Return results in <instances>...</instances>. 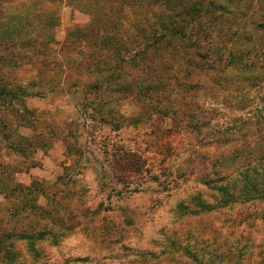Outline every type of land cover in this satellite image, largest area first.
<instances>
[{"label":"rangeland","instance_id":"obj_1","mask_svg":"<svg viewBox=\"0 0 264 264\" xmlns=\"http://www.w3.org/2000/svg\"><path fill=\"white\" fill-rule=\"evenodd\" d=\"M76 1L0 0V55L10 57L9 46L5 44L10 36L30 35L32 39H47L52 35V41L48 44L51 56L59 59L62 67L77 68L92 50L88 39L83 36L92 39L96 31L88 28L94 14L89 9L76 6V3L81 2ZM216 1L219 7L214 13L221 15L215 25L216 30H213L214 48L221 49V44L225 42L227 50L231 48L236 55L241 53L243 60H253L260 68L252 73L240 65L225 71H220L218 67L219 70L211 74L220 76L219 82L210 81L207 77L211 74L207 71L198 72L197 78L206 83L203 89L189 91L188 100L192 101V110L186 109L191 120L193 116L199 118L198 127L191 124V130L183 129L182 133L172 137L171 125L164 117L153 116L149 119L148 124L151 126L147 128L148 131L154 129L161 139L176 146V154H169L166 161L169 164L167 171L172 173L169 189L149 182L154 186L152 189L149 187L151 192L137 197L134 205L137 204L142 212L137 223H131V218L128 222L129 216L121 210L112 212L105 208L107 202L101 192V184L103 179L108 182L118 175L119 169L110 162L112 155L119 149L138 144L144 129L138 132V129L128 128L119 133L112 131L110 126L97 127V123L85 120V115L91 111L89 107L82 106L85 101L82 87L72 92L67 88L68 82L60 76L54 80L55 83L57 79L58 84L28 86L27 83L31 81L29 78L35 73L24 70L23 66L17 68L15 77L25 80L26 105L33 109L41 127H45L46 122L53 123L56 135L50 142L44 141L49 136V130L45 129V136L37 141L34 148L26 150V155L19 153L10 147V142L15 143L17 136L31 138L34 130L26 123L28 119L20 120L19 116L0 109V121L8 123L9 129L18 134L11 131V141L6 140L3 132L9 129L0 123L2 182H18L26 186L35 182L33 188L40 191L36 193L34 201L44 208L48 206L47 198L40 192H49L47 186L57 184L63 190L69 189L68 193H57L62 205L73 208L80 201L82 206L89 204L91 208L65 223L71 226L79 220L81 224L73 228L62 227L57 223L58 214L55 212L48 218L44 214L39 216L35 211V215L31 216L33 220H25V225L9 221L0 225V264H199L184 252V248L199 250L202 240L198 239H201L200 232L204 228L208 238L221 243L229 255L219 262L208 259L210 256L203 253L202 264H264L263 191L255 193L248 202H235L208 214L185 213L188 210L184 206H188L189 192L194 191L200 176L218 168L216 160L233 164L237 157L254 153L247 152V146L253 147L264 142V0ZM83 2L94 3L93 0ZM135 16L128 12V19L122 21L123 25L133 26V20L137 19ZM148 20L158 34L163 32L162 20L157 14L143 18V24L147 26ZM220 24L229 32L226 37L217 34ZM206 26L204 24L203 28ZM150 30L148 28L145 35L141 34V44H145V40L151 36ZM171 41L172 46L167 49V54H175L174 59L171 55L172 72L179 74L186 66L184 58L188 49L184 48L178 36ZM21 54H26V51ZM155 56H159V53ZM83 71H86L85 65ZM57 72L61 73L59 67ZM132 74L136 76L137 73ZM115 88L112 86L100 90L102 103L111 108L114 115H117L116 111L130 118L140 114L142 105L131 99L126 90L118 91ZM172 88L175 93H181L174 85ZM102 111L106 112L105 109ZM69 126L75 131V136L74 133L71 135L73 139L67 134ZM68 144H71L69 149ZM146 156L147 167L159 172L161 153L156 149ZM250 167L256 168L264 179V162L255 160ZM125 170L131 174L130 168ZM133 179L135 184H144L146 172L136 174ZM135 184L129 187H141ZM261 186L264 190V180ZM202 190L206 200L216 202L212 195L216 192L204 187ZM19 200L5 198L0 193L1 212L6 213V209H10L11 204L18 205ZM27 200L32 202L33 198L29 196ZM239 200L243 198L239 196ZM181 201L185 203L179 209L178 203ZM244 218L248 221L243 223L241 220ZM191 231L193 237L189 236ZM5 233H42L43 238L30 240L13 236L5 240Z\"/></svg>","mask_w":264,"mask_h":264},{"label":"trees","instance_id":"obj_2","mask_svg":"<svg viewBox=\"0 0 264 264\" xmlns=\"http://www.w3.org/2000/svg\"><path fill=\"white\" fill-rule=\"evenodd\" d=\"M66 1L72 2L73 0ZM80 1V3H76V6L85 10L89 9L94 14L93 22L88 28L95 30L96 36L92 39L86 35L83 36L88 39L92 50L87 53L86 58L78 64V67L76 66L79 69L62 67L60 60L51 56L48 44L52 41V35H49L47 39H32L30 35L5 38V44L9 46L8 55L10 57L0 55V109L8 110L13 116H19L20 120L21 118L28 119L26 123L34 130V135L31 138L17 136L15 143L10 142V147L19 153L26 155V150L34 148L38 143L37 141L45 136V132H43L45 129L49 130L47 131L49 136L44 141L50 142L52 137L56 135L54 124L46 122L45 127H41L33 114V109L26 105V92L23 88L25 80L15 77L17 68L23 66L24 70L35 73L29 78L31 81L27 83L28 86L44 87L49 83L53 85L57 83V79L54 83L56 76L57 78L60 76L66 80V83L68 82V90L78 91L82 87L85 99L82 106L89 107L91 111L85 115V120H90L92 124L93 122L97 123V127L110 126L112 131L119 133L128 128L135 131L138 129V132L140 129H144V135L138 139V144L122 150L119 149L117 153L115 152L116 154L112 155L110 162L119 169L118 175L108 182L103 179L101 184V192L107 202L105 208L112 212L121 210L126 216H129L128 222L131 218V223H137V218L142 215L141 209L137 204L134 205L137 197L145 192H151L149 187L154 188L150 184L151 182L157 186H162L164 189L169 187L172 173L167 171L169 164L167 165L166 161L169 154H176V146L174 147L171 145L172 143L161 139L154 129L148 131L147 128L151 126L148 124L149 119L153 116L164 117V120L167 123L169 121L171 125L172 137L182 133L183 129L191 130V124L198 127L199 118L193 116L191 120L187 114L188 111H186V109L192 110V101L188 100L189 91L203 89L206 83L197 78L199 77L198 72L207 71L208 74H211V72L218 71V67L220 71L221 69L225 71L230 67L240 65L254 73L260 66H257L253 60H243L241 53L236 55L231 48L227 50L225 42L221 44V49L220 47L219 49L214 48L213 30H216L215 25L221 15L214 13L219 7L216 0H93L94 3H82V0ZM128 12L134 13L137 19L133 20V26L127 27L123 25L122 21L128 19ZM151 14H157L158 18L162 20L163 32L158 34L149 20L146 21L147 23L145 22L147 26L143 24V18H149ZM203 23L207 25L204 28ZM148 28L152 30H150L151 36H148L145 44H141L139 42V39L143 37L141 34L145 35ZM217 30V34L225 35V37L229 33L222 26ZM177 36L184 48L188 49L185 51L186 58H184L186 66L180 70L179 74L172 72L171 55L174 59L175 54L173 52L167 54V49L170 45L172 46V38ZM233 46L232 43L231 47ZM17 47L19 50H16ZM25 51L26 54H21ZM157 53L159 56L154 57V54L157 55ZM84 65L86 66L85 72L83 71ZM5 67H9L8 70H2ZM58 67L61 69V73L57 72ZM132 72H136V76ZM212 75L207 77L210 81H220V76ZM65 80L64 84H66ZM172 85L179 88L181 93H175ZM112 86L116 87L115 89L118 91L126 90L131 99L139 102L142 105L141 113L131 118L124 117L118 111H116L117 115H114L112 109L107 108L102 103V94L100 93V90ZM70 87L74 90H71ZM134 87L137 89L135 90ZM175 94H178L177 97ZM104 109L106 112L102 111ZM0 123L2 127L9 129L8 123L4 121H0ZM11 131L17 133L11 128L3 132V137L8 141H11ZM154 132L155 134L152 135ZM73 133L75 136V131L73 132L69 126L67 134L71 136ZM71 138L74 137L71 136ZM74 142L76 143V139ZM118 147L122 146L119 145ZM69 148H71V144H68ZM156 149L162 155L161 163L158 166L159 172L154 168L147 167L148 158L146 154ZM174 149L175 152H172ZM245 149L247 152L254 151V153H245L243 156L237 157L233 164L216 160L215 165L218 168H214L210 173L203 174L198 178L194 191L188 194V206H184L185 202L181 201L178 203L179 209L184 206L188 209L186 214H208L214 209L223 208L235 202H248L253 199L255 193L263 191L262 194H264L261 186L264 180L263 175H259L256 168L250 167L255 160L264 162V142L257 143L253 147L247 146ZM127 168H130L131 174L127 173L125 170ZM143 172H146L147 177L144 184H135L132 181L134 176ZM2 175L0 173V193H3L5 198H19L20 203L18 205L11 204L12 207L6 209L7 212L4 214L0 210V225L7 221L16 225H25V220H33L31 216L35 215V212H38L39 216L44 214L48 218L55 212L58 214L57 223L62 227L65 225L66 228H73L81 222L76 220V223L71 224V226L65 223L75 219L77 214L86 212L91 208L89 204L82 206L80 201L78 202L79 208H77L78 204L74 205L73 208L62 205V200L57 198V193L63 191L68 193L69 189L63 190L57 184L48 185L49 192L44 190L40 192L47 198L48 206L44 208L34 201L36 193L40 191V189L33 188L35 182H32L30 186L18 182H2L4 179ZM130 184H135L136 187L141 185V187L139 186V189L131 188L129 187ZM203 187L216 192L212 194L216 198V202L211 203L205 199ZM29 196L33 198L32 202H28ZM239 196L243 200L237 201ZM246 221H248L247 218L241 220L243 223ZM241 222L239 221V223ZM205 231L206 228L200 232L201 239L197 238L202 240V247L199 250L194 247L195 250L185 247L184 252L191 255L199 264L203 263V253L210 256L208 259L223 262L229 255L228 252L221 243L208 238ZM192 232L189 233L190 237L194 236ZM13 236L17 239L27 238L30 240L43 238L42 233L37 235L5 233L3 238L7 240Z\"/></svg>","mask_w":264,"mask_h":264}]
</instances>
